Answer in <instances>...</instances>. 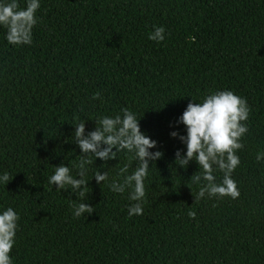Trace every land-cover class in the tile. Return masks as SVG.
Instances as JSON below:
<instances>
[{
	"label": "trees",
	"instance_id": "16d2710c",
	"mask_svg": "<svg viewBox=\"0 0 264 264\" xmlns=\"http://www.w3.org/2000/svg\"><path fill=\"white\" fill-rule=\"evenodd\" d=\"M35 17L30 44L9 43L0 25V174H9L0 209L19 214L13 264H264V0H39ZM153 25L165 28L163 41L148 39ZM216 90L250 109L236 199L197 198L202 169L176 165L184 146L169 136L183 134L176 122L191 100ZM122 108L162 152L144 181L143 213L128 215L129 190L109 189L125 164L128 174L137 167L121 151L89 166L94 210L76 217L81 200L48 177L61 163L76 175L77 122L87 133ZM97 169L107 182L96 183Z\"/></svg>",
	"mask_w": 264,
	"mask_h": 264
},
{
	"label": "clouds",
	"instance_id": "9594fccd",
	"mask_svg": "<svg viewBox=\"0 0 264 264\" xmlns=\"http://www.w3.org/2000/svg\"><path fill=\"white\" fill-rule=\"evenodd\" d=\"M39 8V0H27L26 7L19 9L16 0L5 3L0 0V25L7 28L6 39L11 44H30L31 28L37 23L35 12ZM163 26L153 25L148 39L163 41L165 36ZM99 93L94 94L98 98ZM249 107L246 100L234 94L232 90H216L206 94L201 102L191 100L177 118V126L183 125V134L177 130L169 132V136L178 140L183 146V152L178 148L174 153V163L185 168L189 161H195L202 169L201 175L193 177L194 183L201 184L197 198L207 194L209 198L230 196L236 199L239 191L232 173L240 164L236 151L243 147L241 137L248 131L244 121L247 120ZM122 114L102 116L99 126L85 132V122L81 120L74 126L73 140L80 150V159L76 163V175L73 176L68 165L61 163L55 166L54 172L48 177V183L58 190H70L81 200L74 204V216L82 213H92L93 207L85 203L88 193L86 179L89 166L96 158L101 161L117 159V153L126 151L131 159L137 162V167L128 174L129 165L125 164L119 174L123 181L112 180L109 189L115 193L128 192V199L134 201L128 207V215H142V204L145 198V178L148 176L150 162L159 159L162 152L157 148V141L141 131L139 119L127 108L121 109ZM114 149V150H113ZM193 157L195 158L193 160ZM257 162L264 161V151L256 154ZM221 172L222 178L217 182L215 172ZM118 174V175H119ZM97 184L108 181L106 171L98 169L92 173ZM91 177V178H92ZM9 182V174H0V183ZM195 217L194 212H189ZM19 214L13 208L0 209V264H13L9 255L15 244L18 229Z\"/></svg>",
	"mask_w": 264,
	"mask_h": 264
}]
</instances>
